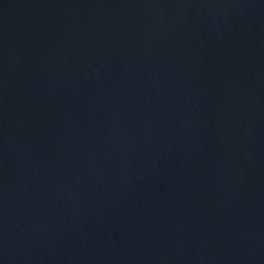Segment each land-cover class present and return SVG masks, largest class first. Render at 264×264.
<instances>
[{
	"label": "water",
	"instance_id": "1",
	"mask_svg": "<svg viewBox=\"0 0 264 264\" xmlns=\"http://www.w3.org/2000/svg\"><path fill=\"white\" fill-rule=\"evenodd\" d=\"M0 264H264V0H0Z\"/></svg>",
	"mask_w": 264,
	"mask_h": 264
}]
</instances>
